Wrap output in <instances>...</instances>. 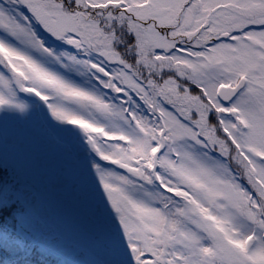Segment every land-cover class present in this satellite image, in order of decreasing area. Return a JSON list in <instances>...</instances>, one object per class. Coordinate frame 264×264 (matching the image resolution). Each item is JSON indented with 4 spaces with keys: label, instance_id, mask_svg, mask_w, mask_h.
<instances>
[{
    "label": "snow or ice",
    "instance_id": "1",
    "mask_svg": "<svg viewBox=\"0 0 264 264\" xmlns=\"http://www.w3.org/2000/svg\"><path fill=\"white\" fill-rule=\"evenodd\" d=\"M34 117L96 203L73 264H264V0H0V146ZM32 211L0 151V264H70Z\"/></svg>",
    "mask_w": 264,
    "mask_h": 264
},
{
    "label": "rangeland",
    "instance_id": "2",
    "mask_svg": "<svg viewBox=\"0 0 264 264\" xmlns=\"http://www.w3.org/2000/svg\"><path fill=\"white\" fill-rule=\"evenodd\" d=\"M0 151L16 168L33 204L23 219L38 238L47 240L70 264L102 257L96 203L70 140L34 117L24 125H6ZM82 252L87 255L82 257Z\"/></svg>",
    "mask_w": 264,
    "mask_h": 264
},
{
    "label": "water",
    "instance_id": "3",
    "mask_svg": "<svg viewBox=\"0 0 264 264\" xmlns=\"http://www.w3.org/2000/svg\"><path fill=\"white\" fill-rule=\"evenodd\" d=\"M26 182L30 184V183H31V180H28V179H27Z\"/></svg>",
    "mask_w": 264,
    "mask_h": 264
}]
</instances>
